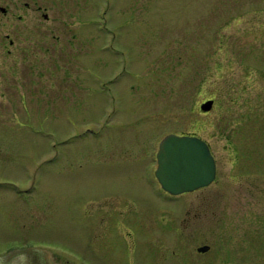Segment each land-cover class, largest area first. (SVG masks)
I'll use <instances>...</instances> for the list:
<instances>
[{
    "label": "rangeland",
    "instance_id": "obj_1",
    "mask_svg": "<svg viewBox=\"0 0 264 264\" xmlns=\"http://www.w3.org/2000/svg\"><path fill=\"white\" fill-rule=\"evenodd\" d=\"M171 133L209 185L161 189ZM0 262L264 264V0H0Z\"/></svg>",
    "mask_w": 264,
    "mask_h": 264
},
{
    "label": "water",
    "instance_id": "obj_2",
    "mask_svg": "<svg viewBox=\"0 0 264 264\" xmlns=\"http://www.w3.org/2000/svg\"><path fill=\"white\" fill-rule=\"evenodd\" d=\"M213 102L207 99L199 109L208 112ZM156 163L155 177L160 187L173 196L205 187L216 175L215 159L208 144L195 135L171 133L164 136L158 144ZM208 249L209 246L202 245L196 250Z\"/></svg>",
    "mask_w": 264,
    "mask_h": 264
},
{
    "label": "flooded vegetation",
    "instance_id": "obj_3",
    "mask_svg": "<svg viewBox=\"0 0 264 264\" xmlns=\"http://www.w3.org/2000/svg\"><path fill=\"white\" fill-rule=\"evenodd\" d=\"M206 230L208 231L209 230V227H206ZM205 252H207V251H205ZM205 252H201V253H205ZM200 253V252H199ZM0 264H2L1 262H0ZM205 264V263H204Z\"/></svg>",
    "mask_w": 264,
    "mask_h": 264
}]
</instances>
